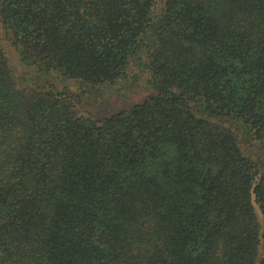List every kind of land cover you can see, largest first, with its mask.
<instances>
[{"label": "trees", "instance_id": "1", "mask_svg": "<svg viewBox=\"0 0 264 264\" xmlns=\"http://www.w3.org/2000/svg\"><path fill=\"white\" fill-rule=\"evenodd\" d=\"M0 23L44 78L0 43V264H264V0H0Z\"/></svg>", "mask_w": 264, "mask_h": 264}, {"label": "rangeland", "instance_id": "2", "mask_svg": "<svg viewBox=\"0 0 264 264\" xmlns=\"http://www.w3.org/2000/svg\"><path fill=\"white\" fill-rule=\"evenodd\" d=\"M0 43L6 57L8 58L9 64L19 86H40L44 78L36 68L27 66L21 61L18 53L11 45V42L8 39L1 23ZM46 80L54 83L59 91L63 93H70L73 97H78L82 94L73 82L64 83L60 78L57 77L56 74H50L48 77H46ZM136 91L137 92L124 98L112 97L105 103L99 100L95 101V99H93L92 97L90 99L89 97L83 96L81 97V101L78 103L80 104L79 109L83 115H88L93 118L106 117L121 109L129 108L135 103L141 102L149 94V91L146 88H140ZM257 213L259 216V220L262 221L259 211H257Z\"/></svg>", "mask_w": 264, "mask_h": 264}]
</instances>
